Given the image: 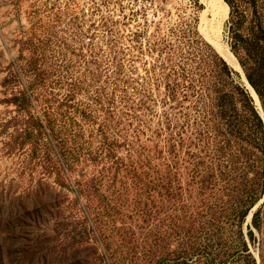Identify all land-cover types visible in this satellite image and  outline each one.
<instances>
[{
  "label": "rangeland",
  "instance_id": "1",
  "mask_svg": "<svg viewBox=\"0 0 264 264\" xmlns=\"http://www.w3.org/2000/svg\"><path fill=\"white\" fill-rule=\"evenodd\" d=\"M74 1L0 0V264H264V44Z\"/></svg>",
  "mask_w": 264,
  "mask_h": 264
},
{
  "label": "built area",
  "instance_id": "2",
  "mask_svg": "<svg viewBox=\"0 0 264 264\" xmlns=\"http://www.w3.org/2000/svg\"><path fill=\"white\" fill-rule=\"evenodd\" d=\"M165 0H75V6L92 9H102L108 17L101 18L92 16L83 9V16L87 20V28L93 30L94 27L104 25H125L142 29L160 23L164 20L165 9H162ZM87 10V9H86ZM105 19V20H102ZM108 19V20H107ZM81 21V20H80ZM83 21V18H82ZM128 27V28H129ZM137 31V30H136ZM88 34V32H86ZM85 42L91 43L93 39L84 37Z\"/></svg>",
  "mask_w": 264,
  "mask_h": 264
},
{
  "label": "trees",
  "instance_id": "3",
  "mask_svg": "<svg viewBox=\"0 0 264 264\" xmlns=\"http://www.w3.org/2000/svg\"><path fill=\"white\" fill-rule=\"evenodd\" d=\"M225 1L231 7V19L229 24L234 49L237 51L239 49H245L247 52H250L249 43L252 44L253 42L259 41L264 44V0ZM249 10L254 20H248L250 18ZM248 22H251L252 28L247 33L245 25ZM260 116L261 122L264 121L262 115Z\"/></svg>",
  "mask_w": 264,
  "mask_h": 264
},
{
  "label": "bare ground",
  "instance_id": "4",
  "mask_svg": "<svg viewBox=\"0 0 264 264\" xmlns=\"http://www.w3.org/2000/svg\"><path fill=\"white\" fill-rule=\"evenodd\" d=\"M206 5V9L202 12V25L201 29L206 37L214 43L223 54V56L229 61L231 65L236 68L242 69L239 60L232 52L230 46L223 40L224 25L227 17L231 12L230 5L225 0H202ZM247 80V78H246ZM248 82V80H247ZM253 96L256 102L261 107V101L259 99L256 90L248 82Z\"/></svg>",
  "mask_w": 264,
  "mask_h": 264
},
{
  "label": "water",
  "instance_id": "5",
  "mask_svg": "<svg viewBox=\"0 0 264 264\" xmlns=\"http://www.w3.org/2000/svg\"><path fill=\"white\" fill-rule=\"evenodd\" d=\"M261 115H262V117H263V119H264V110H263V108H262Z\"/></svg>",
  "mask_w": 264,
  "mask_h": 264
}]
</instances>
